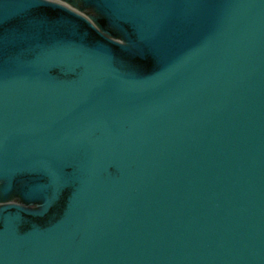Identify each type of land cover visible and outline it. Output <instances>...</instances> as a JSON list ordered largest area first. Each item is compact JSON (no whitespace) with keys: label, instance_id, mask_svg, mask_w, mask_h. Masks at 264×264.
Listing matches in <instances>:
<instances>
[{"label":"water","instance_id":"1","mask_svg":"<svg viewBox=\"0 0 264 264\" xmlns=\"http://www.w3.org/2000/svg\"><path fill=\"white\" fill-rule=\"evenodd\" d=\"M0 264H264V0H0Z\"/></svg>","mask_w":264,"mask_h":264}]
</instances>
